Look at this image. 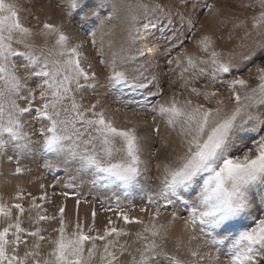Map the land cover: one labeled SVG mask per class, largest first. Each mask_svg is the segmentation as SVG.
Listing matches in <instances>:
<instances>
[{"label": "snow or ice", "instance_id": "1", "mask_svg": "<svg viewBox=\"0 0 264 264\" xmlns=\"http://www.w3.org/2000/svg\"><path fill=\"white\" fill-rule=\"evenodd\" d=\"M59 6L69 20L79 18V27L87 33L99 64L107 70L105 83L109 89L121 93L127 90L132 100L136 94L147 92L141 107L151 104L149 97L162 94L157 75H146L145 64L135 68L134 74L122 70V65L143 56L139 49H136L137 55H124L127 49L111 51L109 41L110 59H105L103 36L111 35L112 31L105 33L104 26L124 12L127 43L134 45L141 14L146 17L148 13L147 4L142 0L134 4L125 0H65ZM240 6H258L260 11L249 18L255 38L251 46L239 45L247 51L239 54L238 61L231 53L216 51L212 38L207 35L196 41L206 54L201 57L188 55L183 50V38L175 34L167 38L169 43L176 42L173 48L182 49L174 58L182 78L188 73L193 78L204 77L218 87L205 85L203 89L195 86L188 89L191 81L185 79L181 88L202 98V102L194 103L187 97L181 101L174 94L167 102L151 105L152 111L168 127L177 130L182 151L167 162L156 164L157 187L146 191L141 178L149 169L142 158L143 138L136 128L117 127L105 108L100 107L99 100L84 107L76 99L77 93L99 87L93 64L88 62L85 66L83 43H70L61 26L47 21L39 32H34L21 19L23 9L17 0H0V157L6 156L9 163H16L14 175L24 172L19 165L25 155L49 157L43 166L63 170L70 181L66 187L88 178L93 186L111 189L115 207L102 205L103 210L114 212L125 225H143L135 233L141 244L133 252L127 241L120 242L130 233L117 227L111 218L100 234L94 223L85 226L79 221L69 231L63 205L58 215L37 211L35 217H29L34 225L58 219L53 238L42 235L44 229L39 226L33 229L22 226L25 213L22 203H0V218L4 221L0 227V264H94L97 258L99 264H121V258L126 255L130 257L126 264H160L161 260L165 264H203L206 258L211 264H222L221 255L227 264H264V66L256 65L254 79L258 83L252 88H248V80L234 74L255 59L264 61V0ZM201 7L212 10L214 5ZM154 8L163 11L159 4ZM105 11L107 14L102 15ZM179 15L183 22V15ZM94 21L98 23L88 30L85 25ZM187 24L191 32L195 27L192 16L188 17ZM233 28H244L245 40L253 35L245 21L233 23ZM98 33L101 34L99 44ZM35 36L45 40V47L39 51L33 43ZM49 39L50 47L47 46ZM222 55L229 59H223ZM168 63L173 64V60ZM226 76L231 78L225 79ZM152 86L157 90L152 91ZM225 87L230 92V101H234L228 111H225L224 99L217 98L220 89ZM213 101L216 107L210 106ZM29 124L40 127L25 131ZM151 156L155 157L156 153L152 152ZM136 189L145 192L146 205L139 211L149 213V223L125 211L120 195H116L119 192L127 196ZM14 199L23 200L22 193L18 191ZM39 199L47 200V194ZM36 200L32 198L30 207L39 210L42 205ZM168 208L172 209L169 224L157 225L161 210ZM182 212L186 215H181ZM92 216L95 220V210ZM179 220L183 221L182 229L173 231L170 226ZM197 231L199 237L184 235ZM25 237L31 238L30 245ZM197 239L202 244L193 247ZM169 240L172 252L166 250ZM42 242L48 245L46 250ZM21 245L25 246L22 254ZM203 247L215 249V253L202 252Z\"/></svg>", "mask_w": 264, "mask_h": 264}, {"label": "rangeland", "instance_id": "2", "mask_svg": "<svg viewBox=\"0 0 264 264\" xmlns=\"http://www.w3.org/2000/svg\"><path fill=\"white\" fill-rule=\"evenodd\" d=\"M18 4L23 9L20 12L21 19L25 26L33 29L34 32H39L40 26L43 22L56 24L62 27V30L68 35L69 41L72 44L83 43L82 51L84 52L88 62L93 64L92 71H95L99 82V87L95 90H86L76 94V99L84 107H88L97 100L101 102L100 107L105 108L107 115H109L117 127H135L138 135L142 139L144 145L143 159L147 162L148 171L144 173L141 178V182L145 185V190L150 191L157 187L156 177L159 174V170L156 168L157 163H163L170 160L176 155L178 151H182L180 148V142L177 135V130L168 127L163 119L156 115L152 111V104H156L158 101L161 103L167 102L174 94L177 98L183 101L186 97L193 99V102H202V98H196L192 96L190 91L182 89L181 85L185 82V79L191 81L188 85V89L195 86L203 89L205 85L209 88H216L218 85L209 84L208 80L204 77L193 78L190 74L185 73L184 78L181 77V69L177 67L174 58L181 53V47L173 48L172 45L175 41L169 43L168 37L176 36L184 39L182 46L183 50L188 55L194 57H201L206 55L202 53L196 41L202 36L207 35L212 38L213 48L222 54H233V57L238 61L239 54L247 51L246 48H241L239 45L247 44L252 45V41L255 38V33L251 29L250 17L260 11L259 7L246 8L241 7V4L253 3L254 0H142L147 4L148 13L146 17L142 15L137 25V40L134 45L127 43V22L125 20L124 12H120L117 18L112 23L104 26V32L112 31L111 35H104V51L105 59H110V51L108 42H112L111 51H119L121 47L127 49L124 55H137L136 49L143 52V56L139 57L135 62L126 63L121 66L122 70L127 71L130 74H134L133 70L140 64L146 65V75L155 74L158 77V86L162 89V94L157 97H149L151 104L147 107H141L143 104V97L147 95V92L142 94H136L135 99L132 100L131 94L124 90L123 93L114 91L107 87L105 83V77L107 76V70L99 64V58L96 55V50L91 45V40L83 28L79 27V18L75 20H69L64 12V9L60 7L65 0H17ZM126 3H136V0H125ZM159 4L163 11L155 9L154 6ZM204 4L214 5L212 10H207L201 6ZM195 6V9H194ZM184 17V21H181L180 15ZM107 11L102 13L106 15ZM192 16L194 19L195 27L191 32L188 31L187 19ZM35 17V18H34ZM169 21H171L169 23ZM238 21H245V25L248 31L253 32V35L247 40L244 39V28H233V23ZM96 21L90 25H85L88 30H91L96 26ZM161 29H165L161 32ZM101 39V34L98 33V44ZM33 43L36 46V50L39 51L45 47V40L43 37L35 36ZM51 39L47 41V46H51ZM223 59H229L227 55H222ZM173 60V64L169 65L168 61ZM185 63L182 60V64ZM257 64L264 66V61L259 59L253 60L248 63L247 67L239 73L242 78L248 80V88L255 87L258 83L254 79L256 72L255 67ZM251 70V73L249 72ZM21 75L24 73L21 71ZM231 77L226 76L225 79ZM152 91H156L157 87L152 86ZM239 91H243L238 89ZM224 99L225 111L230 110L234 106V101H230V92L225 88L220 89V97ZM131 101V102H130ZM67 103V102H66ZM216 107L215 102L210 105ZM99 110V107L98 109ZM27 119V117H26ZM39 124H29L26 126L25 131L32 132L39 128ZM158 128L156 132L154 129ZM34 139L36 137H33ZM155 152L156 156H151V153ZM9 154L11 152L9 151ZM50 159L44 157L42 154H29L25 155L20 161V167L24 169L22 174L14 175L16 163L13 161L9 163L7 157H0V203L13 204L22 203L25 208V213L22 216L23 224L25 228L33 229L36 226L44 229L42 235L46 237H55L53 228L59 226L57 221H40L39 225H34L29 217H35L37 211L46 212L48 215H58L60 206L65 208V221L68 224L69 231L79 221L85 226L95 224V229L103 234V228L107 225L108 219L111 218L117 227H123L130 233L128 237H122L121 243L127 241L130 245V250L135 252L141 244L135 233L140 232L143 225L130 224L125 225L122 220H118L114 212L104 211L106 207H115V196L113 190L103 188L99 185L93 186L88 182V178H84V182L80 180L74 182V186L66 187L68 184L69 176L65 175V172L58 168L47 169L44 165V160ZM41 185H44L41 188ZM21 192L23 200H15L17 192ZM67 192L68 195H62ZM47 194L48 199L41 201L39 197ZM120 195V203L125 211H129L130 215L138 217L149 223V213H141L140 207L146 205L145 192L140 189H136L130 192L127 196L122 193H116ZM36 197V203L41 204L42 208L31 209L32 198ZM77 199L80 203L77 205ZM93 210L96 212L95 220H93ZM171 208L167 210L162 209L160 216L157 218V225L169 224L171 220ZM15 215V209H13ZM186 215V213H181ZM183 221L179 220L174 222L170 227L173 231L178 232L182 229ZM4 226V221L0 218V227ZM185 237L188 235H195L199 237L197 232L184 233ZM29 245L31 244V238L25 237ZM101 242H98V244ZM198 244H202L199 239L193 241L192 246L195 247ZM43 248L46 250L48 245L42 242ZM25 250V246H20L21 254ZM166 250L173 251L172 241L169 240L166 244ZM202 252L212 251L215 253V249H209L207 247L201 248ZM130 259L127 255L121 258V264H126V261ZM220 260L222 264H227L226 258L221 255ZM99 264V260L94 262ZM160 264H165L161 260ZM203 264H211L209 259H205Z\"/></svg>", "mask_w": 264, "mask_h": 264}]
</instances>
